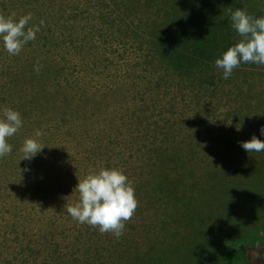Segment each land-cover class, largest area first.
Instances as JSON below:
<instances>
[{
    "label": "rangeland",
    "instance_id": "rangeland-1",
    "mask_svg": "<svg viewBox=\"0 0 264 264\" xmlns=\"http://www.w3.org/2000/svg\"><path fill=\"white\" fill-rule=\"evenodd\" d=\"M193 1L0 0V14L47 28L46 46L10 55L0 43V115L7 65L58 63L31 84L52 101L33 91L41 117L30 110L24 123L28 137L41 130L43 151L21 159L22 140L0 166V264H220L239 243L264 264L252 259L264 252V151L238 143L264 140V66L242 63L228 79L215 67L209 83L148 53L154 30ZM237 2L264 16V0ZM101 167L121 169L137 200L119 239L66 211Z\"/></svg>",
    "mask_w": 264,
    "mask_h": 264
},
{
    "label": "clouds",
    "instance_id": "clouds-1",
    "mask_svg": "<svg viewBox=\"0 0 264 264\" xmlns=\"http://www.w3.org/2000/svg\"><path fill=\"white\" fill-rule=\"evenodd\" d=\"M230 13L231 27L240 39L214 61L223 79H228L233 69L242 63L264 66V16L254 17L244 9L230 10ZM31 20V13L20 17L14 13L9 16L0 14V43L4 51L17 55L25 44L36 39V34L45 22L41 19L39 24L28 26ZM39 70L37 61L34 71ZM22 126L18 111L11 108L3 110L0 115V157L12 151L8 138L15 135ZM236 130L239 131L240 127H236ZM259 132L264 136V126L260 127ZM41 135V130L36 129L33 136L24 139L20 149L23 153L21 159H34L43 151L45 145L39 142ZM238 143L247 153L264 151V140L255 135ZM75 190L78 202L69 205L67 213L78 223L97 227L101 234L111 232L119 239L123 234L124 222L132 217L137 207L134 189L126 174L118 167H101L78 180ZM252 259L254 262H264V252H256Z\"/></svg>",
    "mask_w": 264,
    "mask_h": 264
},
{
    "label": "trees",
    "instance_id": "trees-1",
    "mask_svg": "<svg viewBox=\"0 0 264 264\" xmlns=\"http://www.w3.org/2000/svg\"><path fill=\"white\" fill-rule=\"evenodd\" d=\"M241 7L240 2L238 3L237 0H194L191 8L182 16L177 17L164 29L154 30L149 40V55L157 57L164 67L174 72L193 77L200 76L201 81L208 80L209 83H213L215 59L235 43L231 40V35L235 30L231 27L230 10L241 9ZM32 19L35 24H39L41 19L45 22V18L42 16L37 17V21H35V18ZM44 25L41 27L40 32L36 34V39L40 38L42 42H38V40L29 41L24 47L32 49L36 46L38 48V45L41 46L43 43L45 46L47 45V41L43 40L45 37L43 34L47 32ZM45 61L46 59L39 63V72L34 71V65L37 62L28 59H24L18 67L9 64L2 71V84L5 89L1 100H8L4 109L11 108L18 111L23 120V126L18 132L8 138V142L12 145V151L6 156L15 154L21 141L28 137L26 136L24 123L29 111L35 110V114L37 113L41 117V108L37 106L34 97L30 94L33 91L42 92L44 94L42 101L37 100L38 104L41 105L52 101V97L45 93V85H39L40 87H32L31 85L34 78L46 82L48 74L55 72L53 66L58 67V63L52 65V62ZM206 73L210 75L209 79ZM57 83L58 81H56V85ZM59 88L60 84H58L56 90H59ZM15 89H18V91ZM21 90L25 92V95L20 93ZM15 93L17 99L13 98ZM6 156L0 157V166ZM254 249L255 247L245 243L229 247L224 251L220 264H251L248 255Z\"/></svg>",
    "mask_w": 264,
    "mask_h": 264
}]
</instances>
